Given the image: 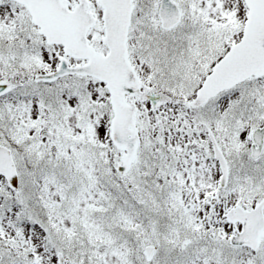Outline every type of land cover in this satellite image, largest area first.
I'll use <instances>...</instances> for the list:
<instances>
[{
    "label": "rangeland",
    "instance_id": "1",
    "mask_svg": "<svg viewBox=\"0 0 264 264\" xmlns=\"http://www.w3.org/2000/svg\"><path fill=\"white\" fill-rule=\"evenodd\" d=\"M147 1L134 0L127 39L129 59L141 83L139 93L131 100L137 107L136 125L143 132L141 143L148 146L153 141L160 148L161 141L164 147L158 149L159 155L152 152L153 157L147 161L137 158L126 175L116 179L113 174L120 153L112 148L108 137L111 111L104 86L82 77L66 78L42 87L51 93H44V98L39 99V106L43 108L40 128L50 130L51 141L39 139L40 128L23 127V132L18 133L15 125L10 123L8 128L0 123V143L11 150L19 178L18 191H9L10 194L0 179V194L16 202L14 208L17 204L27 208L26 212L20 209L18 217L36 226V234L32 235H26L27 230L18 219L15 224L0 227V264H57L56 252L62 254L63 264H234L238 256L243 257L242 252L230 251L218 236L209 237L210 233L222 234L227 229L220 205L209 207L208 200L217 192L219 199L247 207L264 197V155L257 161H251L248 156L249 132L264 121V92L262 95L260 91V97H256L259 105L254 106L252 117L245 116L246 107L240 93L230 99L228 96L219 99L223 104L220 109L215 108V101H210L200 111H186L183 102L192 98L191 89L199 77L187 78L182 65L188 62L180 59L187 55V50L183 51L186 43L191 46L199 41L200 29L204 26L211 32L207 36L213 42L210 53L214 59L238 39L241 27L237 32V26L242 21L240 0H211L210 17H195L188 12L170 32L160 29L155 13L150 17L144 15ZM191 4L194 7L190 10H194L198 4L203 6L204 1L194 0ZM89 5L97 17L96 26L88 34L89 43L103 53L101 10L96 0ZM183 9L186 11L189 7L184 5ZM199 20L205 21L201 27L196 26ZM186 28L190 33L183 39ZM24 43L27 45L21 51L23 60L19 69L5 64L6 72L2 73L0 59V74L32 78L38 72L54 68L62 56L61 47L46 46L31 31L24 35ZM188 57L204 62L208 58L206 54L199 57L197 52ZM74 62L68 58V63ZM243 90L244 87L239 89L244 94ZM9 110L12 111L11 105ZM16 111L10 113L15 123ZM62 111L70 114L62 115ZM195 119L212 130L227 159L229 179L224 189L217 187V165L207 159L209 154L199 146L206 137L193 126ZM155 130L159 131L157 135ZM64 155L66 158L70 155L75 161L73 167L61 163ZM249 161L251 165H247ZM142 162L144 166L140 167ZM39 163L44 171L56 167L54 171L59 173L37 180L41 172ZM87 174L98 181L97 185L84 188L89 180ZM60 176L66 190L67 211L54 224L48 221L47 214L53 195H60L53 189V179ZM168 179L172 183L167 185ZM40 180L45 182V190ZM115 180L121 183V188L118 189ZM188 201L192 209L184 212L183 205ZM91 213L102 217L106 226L98 229L99 221ZM149 244L155 245L156 250L146 262L142 251ZM259 255L258 264H264V239Z\"/></svg>",
    "mask_w": 264,
    "mask_h": 264
},
{
    "label": "water",
    "instance_id": "2",
    "mask_svg": "<svg viewBox=\"0 0 264 264\" xmlns=\"http://www.w3.org/2000/svg\"><path fill=\"white\" fill-rule=\"evenodd\" d=\"M20 1L25 4L32 23L39 28V34L44 36L47 44H61L64 55L87 59L84 65L68 67L66 61L61 58L54 72L39 74L36 79L51 81L65 74H83L92 76L105 84L113 113L109 136L117 148L126 151L122 159L123 163L118 168L119 171H124L134 155L138 141L134 126V106L124 102L126 93L132 95L139 88L138 80L127 60L125 46L130 23L131 0H98L103 11L104 36L102 42L108 49L105 55L96 52L87 43L86 33L94 25L95 19L88 12L85 2H79L70 11L67 9L68 2L65 0ZM246 2L257 4L258 9L249 11L241 41L233 45L214 66L190 105H198L218 91L229 88L252 74H264V0H247ZM256 10L259 12L256 13ZM159 18L163 28H171L180 20V14L169 0H161ZM252 36L255 39L251 40ZM7 86L6 83H0V92ZM42 135L50 138L48 132H42ZM263 137L264 125L252 131L250 152L252 158L260 153ZM210 139L214 141L211 135ZM214 155L222 167L220 183L223 184L226 176L225 162L217 150ZM0 174L5 177L9 186L17 188L15 168L10 152L5 147H0ZM261 207L262 204L256 208L257 210L249 212L236 208L230 210L228 218L238 219L245 225L247 224L244 226V232L248 233L251 231L249 225L252 220L260 216ZM255 212L254 218L252 214ZM237 213L240 214L237 215ZM230 241L233 244L244 242L237 240L236 237H232ZM153 250V246L144 249L147 260L150 259ZM58 262H61L60 256H58Z\"/></svg>",
    "mask_w": 264,
    "mask_h": 264
},
{
    "label": "flooded vegetation",
    "instance_id": "3",
    "mask_svg": "<svg viewBox=\"0 0 264 264\" xmlns=\"http://www.w3.org/2000/svg\"><path fill=\"white\" fill-rule=\"evenodd\" d=\"M69 2V7H71L75 2H77L78 0H67ZM88 3L92 0H85ZM174 4H176V6L178 7L181 16L187 17L188 12L192 13L190 15L195 16V17H201V18H208L211 15H209L208 13L211 12V5L210 2L211 0H203L204 1V5L199 7L198 4V8H194V10H190L192 7H194V4L190 3L194 0H186V2L184 1V3L182 4L181 1H176V0H171ZM97 2V0H96ZM160 0H148L147 1V5L145 8V16H149L151 14H156L157 15V11H158V5H159ZM132 3H134V0H132ZM241 6H240V10L242 12V18H243V23L245 20V17L247 15L248 9L246 4L244 3V0H240ZM186 5L187 7H189L188 10L184 11L183 6ZM191 7V8H190ZM151 13H150V12ZM27 18H29L27 16ZM26 21V10L24 8V6L22 4H19L18 2L14 1V0H0V59L3 60L2 61V73L6 72L5 71V64H11V65H15L16 68L19 69V64L20 62L23 60L21 59V51H24L25 49V43H24V33L25 32H37V29L30 25L27 26L25 24ZM207 27H205L206 29ZM201 34V33H200ZM200 39L201 36H199ZM208 45L209 48L207 47ZM206 44L204 41H197L196 44H193L192 47L187 48V49H183L187 50V55L183 56L180 58L182 59L181 61L184 62H188L184 65H182V72L183 73H192L193 75H197L198 77L204 78L211 70V67L213 66V64L216 62V59L213 58V55L211 56V50L213 49L211 45L213 44ZM14 48H17L16 50H13ZM12 51H16V52H12ZM12 52V53H11ZM20 52V53H19ZM192 52H197V54H199V57L201 56H208L207 58V62H204L203 59L198 60L197 61V57L193 58H189L188 56L192 53ZM3 55V56H2ZM76 64V63H75ZM7 73L5 74H0V82H9L10 83V88L8 91L4 92L3 94L0 95V123L1 124H5L6 126H8V121H9V106L11 105V103H13V99L15 94H13L14 92H16V96L18 99V108H17V123L18 126L20 127H35L36 128H40L43 127L41 126V120H43L42 114L41 112H43V108L39 106V99L44 98V93H51V91L49 90H42L41 88L48 85H55L56 83H59L61 80L66 79V78H72L71 76H65L59 80H56L52 83L49 84H44L41 82H36L34 80V78H25L24 75H15L14 73L11 74V76H6ZM264 79V77H250L247 80H245L244 82H242L239 85H236L235 87L225 90L223 92H221L220 94H218L216 96V98L211 99L210 101H219V99H224L226 96L230 98H232V96L236 95L237 93L242 94L243 95V103L244 106L246 107V111L244 112L245 114L248 115H252L254 114L253 110H254V106L257 107L259 105V100L256 99V97H260V91H262V95L264 92V85L262 84V80ZM200 83L198 84L197 88L199 87ZM14 87V89H13ZM244 87V94L242 92L239 91L240 88ZM12 94V95H10ZM8 95H10V98H8ZM210 101H208L206 104L197 107L195 109H193V111L197 112L200 111L201 109L205 108L207 104H210ZM222 102V101H221ZM44 103V101H43ZM186 109V108H185ZM55 112V111H54ZM62 115H65V111H62ZM54 115H57V113H55ZM61 116V114H60ZM59 117V116H57ZM66 119V116H64ZM65 124H68V122H65ZM195 127H199L198 123L195 124ZM46 128V127H44ZM201 128V127H199ZM201 132H203V134L206 137V141H200L199 146L206 152L209 154V156L207 155V159L213 161V164L217 165L216 161L213 159V154H212V148H211V141H208V138L206 136V133L201 129ZM152 142V143H151ZM150 144L147 146L145 145L146 143L141 144L140 145V155L145 158H151L153 157L151 154L152 152H156L158 155V149H162V147H164V145H161V141L159 142L160 148L156 147L155 142L151 141ZM191 141H189L190 143ZM194 142V141H193ZM248 147L250 144V141H248ZM249 151V148H248ZM185 152V151H184ZM168 155L164 154V156ZM173 158H174V154H172ZM264 155V142H263V146H262V151L261 154L256 158V159H251V161H257L261 158V156ZM159 157V156H158ZM226 158V157H225ZM165 161V160H164ZM210 161V164L212 165ZM227 161V159H226ZM228 165V163H227ZM247 165H251L250 161L247 163ZM132 166V165H131ZM130 166V168H131ZM218 167V166H217ZM248 169V167H246L244 171V174L246 175V170ZM228 172H229V165H228ZM261 177V176H259ZM227 185L224 187L226 188ZM222 188V189H224ZM217 195L218 197V202L220 201V208L222 206V202H225L226 207L230 208L232 206H234V204H229L228 200H225L223 198L219 199V195L216 193H214ZM213 194V195H214ZM263 200L264 201V197H262L259 201ZM189 202V201H188ZM191 203V202H190ZM192 204V203H191ZM218 204V203H217ZM256 204V203H255ZM249 205L247 207H243L240 205L241 208L243 209H251L252 207H254V205ZM222 212V209H221ZM223 215V213H222ZM263 216H264V208H263ZM224 226H226L227 232L226 233H222V234H212L211 237L212 238H217V236L222 239L221 241L223 242L224 245H226V247L229 248L230 251H233L234 253L237 252H242L243 253V257H237L235 259V263L234 264H240L242 262H244L245 264L249 263V264H258V258H259V253L263 247V239L264 236L259 238V245L255 250H252L251 248L247 247V246H233L230 244L229 242V238L232 234L233 231L239 230L240 229V225L236 222L233 223H228L226 221L223 222ZM225 230V229H223ZM218 240V239H217ZM223 248V247H222ZM229 259H231V257H229ZM215 261V258H214ZM213 263V262H212ZM232 264V263H231Z\"/></svg>",
    "mask_w": 264,
    "mask_h": 264
},
{
    "label": "trees",
    "instance_id": "4",
    "mask_svg": "<svg viewBox=\"0 0 264 264\" xmlns=\"http://www.w3.org/2000/svg\"><path fill=\"white\" fill-rule=\"evenodd\" d=\"M111 223V222H110Z\"/></svg>",
    "mask_w": 264,
    "mask_h": 264
}]
</instances>
